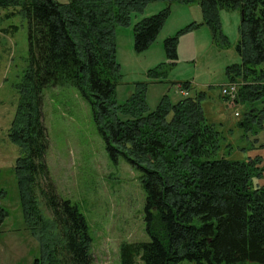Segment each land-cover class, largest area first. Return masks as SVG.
Wrapping results in <instances>:
<instances>
[{
	"label": "trees",
	"instance_id": "obj_1",
	"mask_svg": "<svg viewBox=\"0 0 264 264\" xmlns=\"http://www.w3.org/2000/svg\"><path fill=\"white\" fill-rule=\"evenodd\" d=\"M160 1L198 5L216 36L221 34L220 12H245L236 45L242 63L227 73L239 87L233 102L251 106L237 124L243 137L264 127V110L254 107L264 98V0H0V9L19 10L29 22L25 102L10 137L22 155L15 174L27 227L41 245L36 264H93L87 220L77 205L58 195L45 161L49 138L41 119L42 95L65 86L76 88L93 106L112 155H123L143 172L151 241L123 243L120 264H264L263 158L244 162L219 155L225 141L207 122L202 106L207 93L196 92L177 104L166 97L150 111L147 85L140 84L125 105L116 101L115 28ZM168 13L167 8L135 26L137 53L158 39ZM192 28L165 41L171 63L178 61L179 36ZM164 66L152 74L151 83H164ZM182 87L193 89L190 83ZM7 217L0 206V227Z\"/></svg>",
	"mask_w": 264,
	"mask_h": 264
},
{
	"label": "rangeland",
	"instance_id": "obj_2",
	"mask_svg": "<svg viewBox=\"0 0 264 264\" xmlns=\"http://www.w3.org/2000/svg\"><path fill=\"white\" fill-rule=\"evenodd\" d=\"M167 8L169 13L158 39L148 50L137 53L135 26ZM15 11L17 15L7 17ZM220 20L223 37L220 33L216 36L204 24V15L198 5L174 3L168 6L160 1L150 3L141 13L132 14L127 24L116 26L120 66L116 101L118 105H125L140 84L147 85L150 111H155L166 97L177 104L186 98L184 94L193 97L196 92H206L202 106L207 122L222 133L225 141L219 155L244 162L262 156L263 167L264 149L258 147L264 146V127L252 129L243 137L237 124L251 106L222 97L225 86L231 84L228 68L242 63L236 50L242 13L224 10L220 12ZM190 27L192 30L179 36L178 61L171 63L165 41ZM6 30L9 32L5 33ZM28 59V19L19 10L0 9V206L8 213L0 227V264H36L41 250L40 242L27 227L15 174L16 162L22 155L20 147L10 137L14 122L21 116L18 107L25 102ZM163 64L165 76H161V80L164 83H151L152 74ZM185 83L192 84L190 92L183 89ZM254 104L257 110H264V98ZM41 114L49 138L45 161L50 180L58 195L77 205L85 216L93 241V264H120L123 243L151 241L147 232L143 172L123 155H112L96 124L93 106L76 88L46 89L42 95ZM259 184L264 186V175ZM39 200L45 216H50L41 197Z\"/></svg>",
	"mask_w": 264,
	"mask_h": 264
},
{
	"label": "built area",
	"instance_id": "obj_3",
	"mask_svg": "<svg viewBox=\"0 0 264 264\" xmlns=\"http://www.w3.org/2000/svg\"><path fill=\"white\" fill-rule=\"evenodd\" d=\"M238 92H239V87L235 83H231V84L225 86V88L223 89L224 96L228 97L230 99V101L236 100ZM184 95L187 96L188 94H184Z\"/></svg>",
	"mask_w": 264,
	"mask_h": 264
},
{
	"label": "water",
	"instance_id": "obj_4",
	"mask_svg": "<svg viewBox=\"0 0 264 264\" xmlns=\"http://www.w3.org/2000/svg\"><path fill=\"white\" fill-rule=\"evenodd\" d=\"M244 15H245V12L243 11V12H242V18H244Z\"/></svg>",
	"mask_w": 264,
	"mask_h": 264
}]
</instances>
